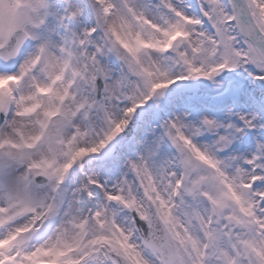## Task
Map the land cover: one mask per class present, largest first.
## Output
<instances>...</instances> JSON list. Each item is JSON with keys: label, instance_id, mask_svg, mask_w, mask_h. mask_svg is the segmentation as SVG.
Here are the masks:
<instances>
[{"label": "snow or ice", "instance_id": "1", "mask_svg": "<svg viewBox=\"0 0 264 264\" xmlns=\"http://www.w3.org/2000/svg\"><path fill=\"white\" fill-rule=\"evenodd\" d=\"M0 264H264V0H0Z\"/></svg>", "mask_w": 264, "mask_h": 264}]
</instances>
